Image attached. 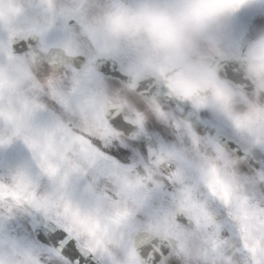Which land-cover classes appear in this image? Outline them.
Returning <instances> with one entry per match:
<instances>
[{"label":"snow or ice","instance_id":"6c2138e0","mask_svg":"<svg viewBox=\"0 0 264 264\" xmlns=\"http://www.w3.org/2000/svg\"><path fill=\"white\" fill-rule=\"evenodd\" d=\"M114 6L128 5L116 0ZM44 7L55 12L53 0H44ZM25 17L22 0H0V30L10 40L42 36L39 28L18 30ZM83 26L91 36L87 20ZM65 52L77 55L71 46ZM34 64L35 57H16L10 42L0 47V124L10 133L0 137V145L22 140L51 188L42 191L38 180L17 173L0 179V205L43 211L62 231L51 237L55 251L38 256L23 253L10 238L0 239V264H93V258L98 264H264V198H257L264 196L258 191L264 172L245 181L235 169L220 172L202 154L192 159L166 146L145 157L136 139L150 117L168 122L166 109L182 102L223 111L226 98L231 102L236 92L212 75L213 68L194 54L184 61L139 63L124 84L133 89L130 101L137 110L129 118L89 68L74 73L65 91L63 76L53 74L42 82ZM45 93L61 99L69 119L47 126L36 122L45 107L39 96ZM256 93L255 103L249 100L239 118L228 119L264 146V103L259 100L264 87H256ZM225 156L219 148L213 155ZM189 172L196 174L191 181ZM82 177L90 181L86 205L71 195L73 182ZM221 212L223 222L216 219Z\"/></svg>","mask_w":264,"mask_h":264},{"label":"flooded vegetation","instance_id":"af4514ba","mask_svg":"<svg viewBox=\"0 0 264 264\" xmlns=\"http://www.w3.org/2000/svg\"><path fill=\"white\" fill-rule=\"evenodd\" d=\"M22 2L26 7V17L18 30L28 31L39 28L42 30V36L16 37L17 50L14 55L21 58L35 57L34 69L37 78L42 82L53 74L57 79L59 76H63L65 91L71 87L74 73H81L85 68H89L95 76L103 81L111 102L131 118L137 111L130 101L133 89L124 84L131 79L130 73L143 60L138 51L126 42L102 38L93 27L98 15L104 8L110 6L113 0H53L55 4L54 13L49 12L44 7V0H22ZM121 2L128 6H135L140 0H121ZM231 15L234 17L221 19L217 22L220 24L216 23L210 26L196 40L194 58L203 61L210 60L214 72L220 57L226 55L245 57L250 47L261 37H264L254 33L243 38L237 33L241 20L238 13ZM85 20L88 21L91 36L87 34L83 26ZM217 25L221 27L216 28ZM254 25H264V19L257 20ZM9 42L11 44V40ZM69 46L76 50L77 55L73 57L66 55L65 49ZM100 47L111 48L101 52ZM237 64L239 69H242L244 61L240 59ZM237 64L235 68L238 69ZM116 75L120 77L119 80L114 78ZM215 76L220 81L225 82L216 73ZM229 85L235 90L234 100L237 101L233 105L231 113L221 111L212 104L197 108L191 102H182L179 106L166 109L170 113L168 122L158 120L154 122V119L150 117L145 133L136 137L143 147V154L141 155L146 157L150 150H158L161 146H166L186 153L192 159H197L202 154L209 159L214 167L218 166L220 172L229 173L235 169L238 176L245 181L264 172V155L261 151L254 149L257 141L251 139L248 142L247 139L251 136L238 132L228 119L239 118L240 116H237L236 113H243L247 109L249 100L257 99L256 86L252 93H244L231 84ZM259 100L264 103V95H261ZM39 101L45 106L44 110L36 117V122L39 125L47 126L56 120L69 119L67 110L58 96L54 97L47 93L41 94ZM5 136H7V132L2 130L0 137ZM221 136L235 138L241 143L243 149L249 152L248 156L241 160L222 147L218 142ZM195 141L199 142L198 148L195 146ZM6 148L12 152L32 155L24 142L19 139L13 140ZM218 148L227 156L215 159L213 155L216 154ZM132 162V160L129 161V163ZM28 165L32 164L28 163ZM36 171L37 180L39 182L44 180L45 178L39 176L38 168ZM31 172V169L26 168V174L29 175ZM195 175L194 172H189L187 178L191 181ZM83 179L85 178L82 177L75 181ZM258 191L264 194V185H259ZM257 198H264V196L258 195ZM20 209L27 216L24 218L26 225L33 215L36 216L38 212H41L35 208L21 207ZM212 210L213 212L217 211L216 205H212ZM42 213L46 215L45 212ZM216 219L223 222L225 214L221 212L216 216ZM179 220L185 226L189 223L185 217H180Z\"/></svg>","mask_w":264,"mask_h":264},{"label":"clouds","instance_id":"9594fccd","mask_svg":"<svg viewBox=\"0 0 264 264\" xmlns=\"http://www.w3.org/2000/svg\"><path fill=\"white\" fill-rule=\"evenodd\" d=\"M115 2L101 11L94 29L102 38L126 42L144 62L150 63L159 58L188 59L197 38L210 26L258 0H140L139 7L123 8L115 7ZM204 63L212 68L210 60ZM243 72L256 87H264V37L248 50ZM234 99L235 96L228 102L226 98L224 112L233 111Z\"/></svg>","mask_w":264,"mask_h":264},{"label":"rangeland","instance_id":"374dc122","mask_svg":"<svg viewBox=\"0 0 264 264\" xmlns=\"http://www.w3.org/2000/svg\"><path fill=\"white\" fill-rule=\"evenodd\" d=\"M249 9L253 10V11H250ZM237 13H238L239 17H241L243 19H246L247 22H248V20L251 21L250 22L251 23L250 27L252 26V23H255L257 20L264 19V7H261L260 2H257V3H255L253 5H251L250 7H246L244 9H241ZM247 22L246 23H241V29H240L241 34H244L246 32V30L248 29V23ZM216 28H217V26H216ZM1 31L3 32V30H1ZM0 47H2L1 34H0ZM236 103H237V101L234 100L233 105H235ZM5 159L8 161V158H5ZM10 175H11V171H10L9 168L3 166L0 169V179L8 180V179H10ZM48 187L50 188L51 185L48 184ZM16 235L20 236L19 233L16 234ZM2 238H7V237L5 235H2Z\"/></svg>","mask_w":264,"mask_h":264},{"label":"water","instance_id":"95a60500","mask_svg":"<svg viewBox=\"0 0 264 264\" xmlns=\"http://www.w3.org/2000/svg\"><path fill=\"white\" fill-rule=\"evenodd\" d=\"M50 226H52L51 229L39 228L37 232L41 234L42 239H48L49 242H51V237L55 234V232L62 231L54 224H51Z\"/></svg>","mask_w":264,"mask_h":264}]
</instances>
